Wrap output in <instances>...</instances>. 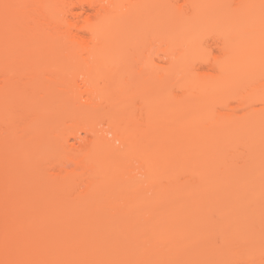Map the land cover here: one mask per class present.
I'll return each instance as SVG.
<instances>
[{
	"label": "rangeland",
	"instance_id": "rangeland-1",
	"mask_svg": "<svg viewBox=\"0 0 264 264\" xmlns=\"http://www.w3.org/2000/svg\"><path fill=\"white\" fill-rule=\"evenodd\" d=\"M53 1L55 7L49 5L56 8V14L60 12L58 17L61 15L57 21L54 20L56 15L52 18L54 21L49 16L52 7L42 8V0H26L23 7L17 0H0V264H127L128 261L129 264H165L164 261L170 259L174 264H264V100H260V94L256 96L264 86V0H241L239 5L238 0H196L194 3L185 0V5L189 2L187 9L182 7L183 0H121L120 14L115 16L117 25L101 38L104 43L99 47L100 38L89 42L84 30L77 31L82 37L81 45L66 37L70 28L65 27L68 25L65 19L74 21L81 16L77 15L79 8L74 4L72 7L70 0H52L51 3ZM234 3L236 7L232 6ZM14 4L20 6L21 12L25 10L20 15H27L21 18L15 13ZM178 4L186 10L181 8L180 12ZM12 7L15 8L9 10ZM238 8L239 11L233 10ZM68 11L75 13V17ZM235 14H239L238 18ZM247 19V23L252 22L249 23L250 33L246 31L248 25L243 27ZM234 21L237 27L240 23L242 27L235 28ZM228 24L230 31L226 29ZM224 25L227 26L223 28ZM181 28H187L182 33L184 37L187 34V41L179 43L178 52L175 43L179 42L176 39L183 32ZM237 30L241 40L250 36L252 46L256 44L250 54L248 52L249 58L241 52L232 53V46L237 43L228 42L229 35ZM160 40L164 42H160L161 48L157 47ZM190 42L198 43L193 48L200 52L195 57L190 52V57L181 56L187 52L185 49ZM169 45L176 46L170 48L176 51L174 56L173 52L168 53ZM154 46L161 50H154ZM230 48L231 53L227 52ZM223 49L231 55L228 60ZM89 50H94L95 54ZM148 56L150 61L146 59ZM176 60H180V63L177 61L180 66ZM199 80H206L205 85ZM75 85L80 87L76 89ZM84 87L89 88L85 94L93 92L89 95L92 100L82 92ZM262 90L264 93V87ZM168 114L174 116L170 118ZM171 119L173 124L169 122ZM116 132L120 135L126 132L124 141ZM93 139L98 151L93 147L92 156L88 151L87 155L89 160L93 157L101 165L100 170L94 172L96 176L92 170L97 166L92 164L91 167L85 162L90 171L85 165H81L83 168L79 165L82 169H73L71 163L76 156L80 161L86 157L85 149L92 146L89 145ZM157 148H163L159 156L165 160L167 155L172 163L166 168L155 167L150 176L151 171L147 173L142 169V156ZM69 154L75 155L69 157L71 162L67 160L70 164L66 160L61 163ZM153 180L156 181L153 183ZM118 189L127 194L123 195ZM136 194L145 199L139 204L143 207L138 206L137 213L136 206L135 210L131 207L133 214H130L132 210L127 203L137 197ZM123 205H127V211L121 208ZM174 207L181 223L185 217L194 219L196 224L193 225L208 231L202 235L207 239H198L186 246L178 242L182 247L176 245L175 250L179 248V251L173 248L166 254L167 248L159 244L153 246L151 240L145 242V247L143 241L148 238L143 240V235L139 237V245L138 240L133 241L127 238L128 233L122 232L127 222L132 233L131 215H142V219L132 221L136 228L143 230L152 225L154 218L166 222ZM19 216L25 230L14 225L16 221L12 219L17 220ZM233 216L241 221L239 225ZM137 221L148 224L141 227ZM226 221L235 224L228 229L224 227ZM106 225L110 226L108 229L114 226L109 236L105 233L108 230L102 228L107 229ZM67 227H71L68 228L71 235L73 231L78 237H69ZM40 228L47 237L51 233L55 249L53 246L50 249L48 244L45 246L48 242L38 233L42 232ZM114 229L119 235L114 234ZM20 231H26L29 237H23ZM62 231L68 236L64 237ZM34 232L39 235H33ZM47 237L45 239H49ZM43 244L50 253L40 251ZM151 247H162V254L166 255H157L160 252L156 251L157 254L145 252L143 258V254L138 256L139 252L135 259L130 256L133 250L153 251ZM17 258L22 261L17 262Z\"/></svg>",
	"mask_w": 264,
	"mask_h": 264
},
{
	"label": "bare ground",
	"instance_id": "bare-ground-1",
	"mask_svg": "<svg viewBox=\"0 0 264 264\" xmlns=\"http://www.w3.org/2000/svg\"><path fill=\"white\" fill-rule=\"evenodd\" d=\"M17 1H19L20 4H19V3H18V4H19L20 6H22V7H23V2H26V0H24V1H22V0H17ZM28 1H29V0H28ZM42 1H44V2H43V7H42V8L45 7V9H46V7H47V9L49 10V8H51L52 6L55 7V4H56V3H54V1H53V3H51L52 0H42ZM64 1H65V0H64ZM70 1H71V0H70ZM70 1H68V2H69V4L71 3L70 5H71L72 7L75 5V8H76V7L79 8V13H80V14L78 13L77 15H81V16H77V17L75 18L76 20L74 19V21H73L72 19H71V20H67V19H65V20H66L65 23L68 24V25H65V27L70 28V30H69V32L67 33V36H66V34H63V36H64V37H65V36H66V37H70V40H72V39L74 40V39H75V41H77V44H78V45H81V44H80V41H82V37L78 35L77 31H78V30H84V31L88 34V37L90 38V39H88L89 42H90L92 39H94V38H95V39H96V38H98V39L100 38V44L98 43L99 40L97 41V43H98L97 45H98V47H99V45H101L102 43H104V42L101 43V40H102L101 38H104L105 35L109 34L111 31H113V29H114L115 26L117 25V24L115 25V22H118V20H117L118 18H116L115 16L118 15L117 13H119V11H121V8H122V7H121V3L123 4V1H122V2H121V0H72L71 2H70ZM73 1H74V2H73ZM125 1H126V0H124V2H125ZM138 1H139V0H138ZM230 1H231V0H230ZM242 1H243V0H242ZM251 1H252V0H251ZM55 2H56V0H55ZM194 2H196V0H191V3H194ZM200 2H201V0H200ZM237 2H238V3H237ZM28 3H29V2H28ZM30 3L32 4L33 2H30ZM136 3H137V2H136ZM181 3L183 4V5L181 4L182 7H183V6L185 7L187 4H189V2H186V5H185V0H183ZM198 3H199V2H198ZM239 3L241 4V0L236 1V4H237V5H239ZM18 4H17V5L14 4V6H16V9H15L14 12L17 13V14L21 17V16H23L24 14H23V15H20V14L25 13V10L23 9V12H21L22 10H21L20 6H19V8H18ZM21 4H22V5H21ZM24 4H25V3H24ZM49 4H51L52 6L49 5ZM73 4H74V5H73ZM236 4L234 3L232 6L235 5V7H236V6H237ZM48 5H49V6H48ZM179 5H180V4H178L177 6H178V8H180V12H181V8H182V7H181V5H180V6H179ZM200 5H201V3H199L198 6H200ZM41 6H42V5H41ZM56 6H57V5H56ZM198 6H197V7H198ZM232 6H231V7H232ZM66 7H67V6H66ZM126 7H127V6H126ZM187 7H188V6H187ZM187 7H185V8L187 9ZM239 7H240V6H239ZM14 8H15V7H14ZM14 8L12 7V9H9V10H13ZM42 8H40V11L43 10ZM52 8H53V7H52ZM232 8H233V7H232ZM17 9L20 10V11L17 12V11H18ZM41 9H42V10H41ZM55 9H56V8H53V10L51 9L52 12H49V16H50L51 19H52V18L54 17V15H56V16L54 17V18H55L54 20L57 21L56 18H57V19L60 18L61 15L58 17V13H60V12H58V13L56 14L55 11H54ZM73 9H74V8H73ZM182 9H183V8H182ZM186 9H183V10L185 11ZM74 10H75V9H74ZM129 10H130V9H129ZM190 10L193 12V11L195 10V8L193 7V8L190 9ZM233 10H234V11H239V8H238V9H233ZM7 11H8V10H7ZM30 11H31V10H30ZM66 11H67V9H66ZM69 11H70V10H69ZM69 11H68V13H70L72 10H71L70 12H69ZM77 11H78V9H77ZM77 11H76V12H77ZM196 11H197V10H196ZM56 12H57V11H56ZM72 12H73V11H72ZM192 12H189V14H191ZM230 12H231V11H230ZM44 13H45V12H44ZM44 13L42 12L41 14H44ZM46 13H47V14L44 15L45 19L48 17V12H46ZM50 13H51V14H50ZM68 13H67L66 15H68ZM70 14H72V18H73V16L75 15V13H74V15H73V13H70ZM82 14H84V15H82ZM119 14H120V13H119ZM177 14H178V13H177ZM224 14H227V13H224ZM25 15H27V14H25ZM25 15H24V16H25ZM52 15H53V16H52ZM236 15H239V14H235V16H236ZM250 15H251V14H250ZM46 16H47V17H46ZM119 16H120V15H119ZM228 16H229V14H228ZM230 16L232 17V13L230 14ZM4 17H5V18H4ZM4 17H3L4 19L7 18L6 14L4 15ZM44 17H40V19H41V18H44ZM74 17H75V16H74ZM120 17H121V16H120ZM120 17H119V18H120ZM225 17H226V15H225ZM233 17H234V16H233ZM236 17H237V16H236ZM239 17H240V16H239ZM241 17L245 18L244 16H241ZM241 17H240V18H241ZM251 17H252V16H251ZM21 18H22V17H21ZM24 18H25V17H24ZM64 18H65V17H64ZM229 18H230V17H229ZM237 18H238V17H237ZM263 18H264V17H263ZM263 18L261 17V19H263ZM60 19H61V18H60ZM115 19H116V20H115ZM253 19L256 20L254 17H252V20H253ZM52 20H53V19H52ZM54 20H53V21H54ZM235 20H237V19H235ZM244 20H245V19H244ZM249 20L251 21L250 18H249ZM249 20L247 19V21H245L246 24H245L244 22H242V24L244 23V24H243V27H244L245 25H248V27L251 25V24H249V23H252V22L247 23ZM258 20H260V18H258ZM240 21H242V20H240ZM234 22H235V21H234ZM263 22H264V21H263ZM55 23H56V22H55ZM57 23H58V22H57ZM60 23H61V21H60ZM60 23H58V25H59ZM237 23H238V22H237ZM41 25H42V24H41ZM183 26H185V25H183ZM183 26H182V28H183ZM226 26H227V25H226ZM226 26L224 25L223 28H225ZM229 26H230V25L228 24V26L226 27V29L229 28ZM234 26H235V28H238V27H240V26L242 27L241 23H240V24L238 25V27H237L236 22H235ZM231 27H233L232 24H231ZM46 28H47V27H46ZM182 28H181V29H182ZM223 28H222V29H223ZM226 29H224V30H226ZM247 29H249V30H246V31H247V32L249 31L248 33H250V27L247 28ZM60 30H61V29H60ZM62 30H63V29H62ZM183 30L186 31L187 28H186V29H182V31H183ZM185 31L181 32V30H180V32H181V33H179L180 35H177L178 38H177L176 40L179 41L178 44H177L176 40L174 41V39H173V41L176 42L175 45H176V46L178 45V47L175 46L177 50H178V48H180L179 43H180V42H183V40H185V39L187 38V37H186L187 34L185 35V37L182 35V33H185ZM229 31H230V28H229ZM242 31H243V30H242ZM195 32H196V31H195ZM197 32H199V30H198ZM236 32H237V33H233L232 36L229 35V38H230V39L228 38V39H229L228 42H230V41L233 40V43H235V44L237 43V45H238L239 47H236L237 45H236L235 47L232 46V50H233V49H234V50L232 51L231 48H230L229 50L227 49V52L230 51V53H231V51H232L233 54H235L236 52H237V53H240V52H241L242 54H244V55L246 56V55L248 54V52L250 51V49L252 50V47H253L254 45H256V44L254 43V45L252 46V44H253V43H252V40H253V39L250 38V36H249L248 33H247V34H248L249 38L251 39V41L249 40V38H246V40L248 41V42H247L246 40H241L242 37H241V38L239 37V34H241V33L238 34V30H237ZM52 33H53V32H52ZM63 33H64V32H63ZM161 33L165 35L166 32L164 33V32L162 31ZM161 33H160V35L162 36ZM242 33L244 34L245 32H242ZM57 34H58V33H57ZM61 34H62V32L60 31V35H61ZM166 34H167V33H166ZM198 34H199V33H198ZM235 34H238V36L235 35ZM245 35H246V34H245ZM63 36H62V37H63ZM161 36H160L159 38H161ZM165 36H167V37H172V36H168V35H165ZM165 36H164V37H165ZM179 36H181V37H179ZM197 36H198V35H196V39H198ZM234 36H235V37H234ZM236 36H237L239 39H238ZM242 36H243V35H242ZM58 37H59V36H58ZM180 38H181L182 41L180 40ZM183 38H184V39H183ZM232 38H233V39H232ZM235 38H236V39H235ZM95 39H94V40H95ZM161 39L164 40V38H161ZM169 39H170V38H169ZM178 39H179V40H178ZM226 39H227V38H226ZM73 40H72V41H73ZM94 40H93V41H94ZM234 40H235V41H234ZM237 40H238V41H237ZM102 41H104V39H103ZM164 41H167V39H165ZM185 41H187V40H185ZM185 41H184V42H185ZM193 41H195V36H194ZM196 41H197V40H196ZM240 41H241V42H240ZM243 41H244V42H243ZM82 42H83V41H82ZM91 42H92V41H91ZM94 42H95V41H94ZM160 42H162V40L159 41V44H158L159 46H157V47H160V45H161L162 43H164V42H162V43H160ZM168 42H169V41H168ZM168 42L165 43V44H168ZM228 42H227V40H226V43H228ZM92 43H93V42H92ZM245 43H246V44H245ZM258 43H259V42H258ZM258 43H257V46H258ZM77 44H76V45H77ZM82 44H83V43H82ZM84 44H85V43H84ZM170 44H171V43H170ZM172 44H173V42H172ZM187 44H188V43H187ZM187 44L185 43L184 46H187ZM192 44H193V43H192ZM192 44H191V42L188 44L189 47L187 46L188 48L185 49V51H187V52H183L184 54L182 53L181 56H183V55H184V56H187V55H189V52H190V53H191V56H192V54H193V55H194L193 57H195V55H196L198 52H200V51H199L200 49L198 50V49H196V48H193V47H195L198 43L195 44V42H194V44H193V45H192ZM222 44H224V43H222ZM228 44H229V43H228ZM228 44H227V47H228ZM242 44H243V45H242ZM244 44L246 45L245 47H244ZM180 45H181V44H180ZM229 45H231V44H229ZM87 46H89V45H87ZM150 46H151V45H150ZM173 46H174V45H172V47H171V46L169 45V52H168V46H167V51L165 50L166 48H164V50H165L166 52H168V53H170V52L172 53V52H173V56H174V52L176 53V51L170 49V48L174 49L175 47L173 48ZM181 46H182V45H181ZM184 46H183V47H184ZM197 46H198V45H197ZM224 46H225V45H224ZM257 46H256V47H257ZM85 47H86V45H85ZM85 47H84V48H85ZM93 47H94V46H93ZM96 47H97V46H96ZM98 47H97V48H98ZM147 47H148V46H147ZM154 47H156V46H154ZM157 47H156V49H154V48H153V49H154V50H158ZM162 47H163V46H162ZM164 47H166V46H164ZM222 47H223V46H222ZM233 47H234V48H233ZM240 47H241V48H240ZM97 48H96V49H97ZM160 48H161V47H160ZM184 48H185V47H184ZM243 48H244V49H243ZM98 49L100 50V48H98ZM151 49H152V47H151ZM162 49H163V48H162ZM176 49H175V50H176ZM180 49H181V48H180ZM190 49H191V50H190ZM193 49H195V52H194ZM235 49H236V50H235ZM246 49H247V51H246ZM154 50H152V51H154ZM160 50H161V49H160ZM160 50H158V51H160ZM182 50H183V49H182ZM197 50H198V51H197ZM223 50H224V52H226L225 49H223ZM237 50H238L239 52H238ZM84 51H86V50H84ZM89 51H92V50H89ZM93 51H94V50H93ZM93 51H92V52H93ZM100 51H101V50H100ZM191 51H192L193 53H192ZM96 52H97V51H96ZM161 52L163 53L164 51H161ZM178 52H179V50H178ZM208 52H209V51L206 50L207 56H209ZM227 52H226V53H227ZM85 53H86V52H85ZM93 53L95 54V52H93ZM144 53H145V52H144ZM150 53H151V52H150ZM150 53H149V55H150ZM168 53H167V54H168ZM171 53H170V55H171ZM186 53H187V54H186ZM202 53H205V52L203 51ZM202 53H201V54H202ZM209 53H210V52H209ZM226 53H225V54H226ZM255 53H256V52H255ZM96 54L98 55V52H97ZM199 54H200V53H199ZM227 54H228V53H227ZM227 54H226V55H227ZM233 54H232V55H233ZM249 54H250V52H249ZM144 55H145V54H144ZM202 55H203V54H202ZM253 55H254V54L252 53V56H253ZM89 56H91V53H90ZM181 56H178V59L181 58ZM203 56H204V55H203ZM203 56H202V57H203ZM211 56H212V55H211ZM230 56H231V55L228 54V57L226 56V60H228ZM250 56H251V55H247L248 58H249ZM171 57H172V56H171ZM188 57H190V55H189ZM188 57H187V58H188ZM166 58H167V57H166ZM172 58H173V57H172ZM172 58H171V59H172ZM184 58H185V57H184ZM146 59H149V56H148V58H146ZM146 59H145V61H146ZM167 59H168V58H167ZM185 59H186V58H185ZM188 59H189V58H188ZM191 59H193V58H191ZM224 59H225V56H224ZM180 60H181V61H182V60L184 61L183 58L180 59ZM180 60H179V61L176 60V63H177V61L180 63ZM226 60H225L224 62H223V61H222V62H223L224 64H226ZM149 61H150V59H149ZM149 61H148V62H149ZM168 61H169V60H168ZM168 61H167V62H168ZM173 61H174V59L172 60V63H173ZM183 61L181 62V64H183ZM150 63H151V62H150ZM172 63H170V65H172ZM179 63H177V64H179ZM184 63H186V62H184ZM220 63H221V62H220ZM69 64H70V63H69ZM148 64H149V63H148ZM174 64H175V61H174ZM174 64H173V65H174ZM233 64H234V63H233ZM218 65H219V63H218ZM234 65H235V64H234ZM234 65H233V66H234ZM69 66H70V65H69ZM147 66H148V65H147ZM179 66H180V64H179ZM225 66H226V65H225ZM220 67H221V65H220ZM226 68H227V66H226ZM226 68H225V69H226ZM180 69H181V68H180ZM222 70H223V68H222ZM67 71H68V70H67ZM95 73H96V72H95ZM95 73H94V74H95ZM85 76H86V75H85ZM85 76H84V78H85ZM63 78H65V77H63ZM65 79H66V78H65ZM88 79H90L89 81L91 82V78H88ZM88 79H87V80H88ZM204 79H205V77H204ZM67 80H68V79H67ZM85 81H86V80L84 79V82H85ZM199 82L202 83L203 81L199 80ZM204 82H206V80H205ZM204 82H203V83H204ZM88 83H89V82H88ZM74 84H75V83H74ZM84 84H86V83H84ZM84 84H83V85H84ZM206 84H207V83H206ZM69 85H71V83H69ZM81 85H82V84H80V86H81ZM87 85H88V84H87ZM204 85H205V83H204ZM263 85H264V84H263ZM71 86H72V85H71ZM71 86H70V87H71ZM73 86H74V85H73ZM73 86H72V87H73ZM78 86H79V85H75V88L77 89ZM80 86H79V87H80ZM89 86H90L91 89H92L91 84H90ZM89 86H88V87H89ZM72 87H71V88H72ZM261 87L263 88L264 86H261ZM75 88H74V89H75ZM86 88H87V87H86ZM86 88L84 87V88H83L84 90H82V92H84L85 90H89V88H87V89H86ZM262 88H260V89L262 90ZM74 89H73L72 91H74ZM94 89H95V88H94ZM95 90H96V89H95ZM261 90H260L259 93H258V92L256 93L257 95H256V94H255V95L258 96V95L260 94V95H261V96L259 95L260 100H261V99L264 100V97H263V96H264V93H262L263 90H262V91H261ZM92 91H93V89H92ZM74 92H75V91H74ZM86 92H88V91H85L84 94H85ZM93 92H94V91H93ZM93 92H92V93H93ZM92 93L90 92V94H92ZM96 93H97V91H96ZM74 94H75V93H74ZM90 94H89V95H90ZM97 94H98V93H97ZM85 95H87V94H85ZM89 95H87V96H89ZM86 98H87V97H86ZM93 98H94V94H93ZM245 98H246V96H245ZM89 99H91L90 96H89ZM89 99L87 98V100H89ZM91 100H92V99H91ZM91 100H89V101H91ZM93 101H94V100H93ZM86 103H87V102H86ZM90 103H92V101H91ZM90 103H89V104H90ZM246 103H247V102H246ZM244 104H245V103H244ZM244 104H243V105H244ZM241 105H242V104H241ZM170 115H171V114H170ZM170 115L168 114L167 117L172 118V116H174V115H171V116H170ZM170 118H169V119H170ZM165 119L167 120V118H165ZM173 119H174V118H173ZM173 119H171L172 121H171V120L169 121L170 124L174 121ZM169 122L167 121V125H170ZM187 122H188V121H187ZM173 123H174V122H173ZM173 123H172V124H173ZM185 123H186V122H185ZM74 124H75V123H74ZM75 125H76V124H75ZM85 127L90 128V126H88V125H87V126L85 125ZM114 129H115V128H114ZM131 129H132V128H131ZM88 130H89V129H88ZM91 130H92V129H91ZM89 131H90V130H89ZM116 131H117V129H116ZM74 132H76V131H74ZM74 132H73V133H74ZM90 132H91V131H90ZM119 132H120V131H119ZM119 132H116L115 135L118 136V138L120 137V139L123 140V137L125 138V136H126V135H125L126 132H124L125 134H123V135L118 134ZM111 133H112V132H111ZM74 134H75V133H74ZM76 136H77V135H76ZM77 137H78V136H77ZM73 138H75V135L73 136ZM128 138H129V137H128ZM164 138H165V137H164ZM79 139H80V138H79ZM93 140H94V139H93ZM93 140L90 141L91 144L89 145V146H91V145H92V146H91V147H88V148L91 149V151L88 150V148L85 149L86 146H84V149L86 150V151L84 150V151H85L84 154H86V155H85L86 157L83 156V158H81V161H80V157H79V156H76V157H77V159H76L75 155H73V154L70 155V154H69V156L66 155V157H65L66 159H62L63 161H61V163L64 162V161L66 160V162L70 164V162H71V158L69 159V157H70V156L72 157V155H73V157H75V159H76V160H75V159L72 160L73 162H71V163H73V166H74L73 169H74L75 167H76V168H80L81 165L83 166V165H85V162H87L86 164H88L89 166H91L92 164L95 165V166H97V167L94 166L95 168H94V170H92L93 173L96 172L97 170H100L101 165L98 164V162H97L98 160L94 161L95 159H93V157H92V159L90 158V159L93 160V161L89 160V157L92 156L90 152H92L93 147H94V145H93L94 143H93V142H95V140H98V142L100 141V139H99V138L97 139V137H96V139H95L94 141H93ZM117 140H119V139H117ZM126 140H127V139H125V141H126ZM64 141H66V140H64ZM123 141H124V140H123ZM123 141H122V143H124ZM120 142H121V141H120ZM95 143H96V142H95ZM99 144H100V143H99ZM95 145H96V147H98V146H97L98 144H95ZM101 146H102V145H101ZM66 147H67V146H66ZM63 148H64V150L66 149L64 146H63ZM95 149H96V148L94 147V150H95ZM97 149H98V148H97ZM99 149H100V148H99ZM157 149H158V148H157ZM157 149L153 150V153H152V151H151V153H149V155H146L147 153H145V154L142 156V158L145 159V160L143 159V161H144V166H143L142 169H144L147 173H148V172L150 173L151 170H152V171L155 170V169H154L155 167L159 168V167L161 166L162 168H164V167L166 168L167 166H169V165L172 163L171 161H169V157H167V155L164 156V158L166 157L165 160L163 159V156H161L162 158L159 156V155H161V153H162L161 150H163V148H162V149H158V150H157ZM69 150H71V149L69 148ZM87 151L89 152V154H88V155H90L89 157H88V155H87ZM95 151H96V150H95ZM97 151H98V150H97ZM97 151H96V152H97ZM166 151H167V150H166ZM99 153H100V152H99ZM135 153H137V152H135ZM164 153L166 154V152H163V154H164ZM92 154H94V153H92ZM113 154H114V153H113ZM125 154H126V152H125ZM150 154H151V155H150ZM163 154H162V155H163ZM114 155H115V154H114ZM131 155H132V154H131ZM145 155H146V156H145ZM122 156H123V155H122ZM119 157H120V156H119ZM134 157H135V156H134ZM112 158L115 159V157H112ZM112 158H111V159H112ZM136 158H138V157H136ZM82 159H83V161H82ZM87 159H88V160H87ZM120 159H121V158H120ZM67 160L70 161V162H68ZM102 160H103V161H106L107 159H102ZM90 161H91V164L89 163ZM103 161H102V162H103ZM110 161H111V160H110ZM82 162H83L84 164H83ZM102 162H101V163H102ZM113 162H114V161H113ZM263 162H264V161H263ZM64 163H65V162H64ZM64 163H63V164H64ZM80 163H81V164H80ZM105 163H106V162H105ZM115 163H116V162H115ZM108 164H111V163H108ZM75 165H76V166H75ZM77 165H78V166L80 165V166L78 167ZM93 165H92V166H93ZM98 165H99V167H98ZM262 165H263V163H262ZM82 166H81V167H82ZM85 166H86V165H85ZM92 166H91V167H92ZM103 166H104V165H102V167H103ZM158 166H159V167H158ZM83 167H84V166H83ZM83 167H82V168H83ZM104 167H105V166H104ZM111 167L113 168V165H112ZM111 167H110V168H111ZM119 167H120V166H119ZM127 167H128V166H127ZM161 167H160V169H161ZM61 168H62V167H61ZM66 168H67V167H65V169H66ZM76 168H75V169H76ZM82 168H80V169H82ZM85 168H87V166H86ZM96 168H97V169H96ZM106 168H107V167H106ZM125 168H126V167H125ZM157 168H156V169H157ZM87 169H89V170L91 171V168H90V167H88ZM103 169H104V168H103ZM78 170H79V169H78ZM84 170H86V169H84ZM84 170H83V171H84ZM124 170H125V169H124ZM127 170H128V172H129V169H127ZM72 171H73V170H72ZM81 171H82V170H81ZM109 171H111V170H109ZM145 171H144V172H145ZM152 171H151V173H152ZM162 171H163V170H162ZM77 172H78V171H77ZM77 172H76V173H77ZM79 172H80V171H79ZM84 172H85V171H84ZM107 172H108V171H107ZM131 172H132V171H131ZM153 172H154V171H153ZM91 173H92V172H91ZM108 173H109V172H108ZM147 173H144V174L148 175ZM155 173H156V171H155ZM155 173H154V174H155ZM157 173H159V171H158ZM157 173H156V174H157ZM262 173H263V172H262ZM97 174H98V172H97ZM100 174H101V172H100ZM105 174H106V171H105ZM128 174H129V173H128ZM128 174H125V175L128 176ZM156 174H155V176H156ZM160 174H161V177H162V172H160ZM263 174H264V173H263ZM101 175H102V174H101ZM111 175H112V174H111ZM129 175H131V174H129ZM151 175H153V173L150 174V176H151ZM94 176H96V173H94ZM99 176H100V175H99ZM108 176H109V175H108ZM114 176H116V175H114ZM155 176H154V177H155ZM157 176H158V175H157ZM112 177H113V176H112ZM116 177H117V176H116ZM129 177H130V176H128V178H129ZM145 177H146V176H145ZM158 177L160 178V176H158ZM113 178H115V177H113ZM258 178H259V177H258ZM110 179H112V178L110 177ZM116 179H117V178H116ZM116 179H115V180H116ZM129 179H130V178H129ZM144 179H145V178H144ZM148 179H149V175H148ZM149 180L152 181L151 178H150ZM149 180H146V181H149ZM106 181H107V180H106ZM108 181H109V180H108ZM111 181L114 182L113 179H112ZM116 181H117V180H116ZM134 181H135V180H134ZM134 181H132V182H134ZM136 181H137V180H136ZM155 181H156V180H153V183H154ZM118 182H119V181H118ZM132 182H131V183H132ZM144 182H145V181H144ZM149 182H150V181H149ZM108 183H109V182H108ZM110 183H111V182H110ZM119 183H120V182H119ZM121 183H122V182H121ZM125 184H126V183H125ZM129 184H130V183H129ZM129 184H128V185H129ZM146 184H147V183H146ZM158 184H159V183H158ZM160 184H161V183H160ZM107 185H108V184H107ZM131 185H132V184H131ZM131 185H130V186H131ZM135 185H136V184H135ZM140 185H141V184H140ZM142 185H143V184H142ZM144 185H145V184H144ZM153 185H154V184H153ZM153 185L150 184V186H153ZM111 186H112V185H111ZM118 186H119V185H117V187H118ZM130 186H128V187H130ZM132 186H133V185H132ZM135 187H137V185H136ZM125 188H126V187H125ZM125 188H124V190H125ZM151 188H152V187H151ZM127 189H128V188H127ZM134 189H135V188H134ZM157 189H158V187H157ZM162 189H163V188H162ZM247 189H248V188H247ZM247 189H246V191H247ZM257 189H258V188H257ZM118 190H122V189H118ZM136 190H137V189H136ZM139 190H140V189H139ZM160 190H161V189H160ZM250 190H251V189L249 188V191H250ZM252 190H253V189H252ZM22 191L24 192V190H22ZM122 191H123V190H122ZM122 191H121V192H122ZM127 191H128V190H127ZM123 192H124V191H123ZM162 192H164V193L167 195V194H168V193H166V192H167V187H166V192L163 191V190H162ZM259 192H260V191H259ZM20 193H21V192H20ZM117 193H118V192H117ZM132 193H133V192H132ZM142 193H143V192H142ZM23 194H25V193H23ZM124 194H127V192H126V193L124 192L123 195H124ZM138 194H139V193H138ZM257 194H258V193H257ZM119 195H120V193H119ZM136 195H137V194H136ZM159 195H160V194H159ZM134 196H135V195H134ZM143 196H144V193H143ZM156 196H157V195H156ZM160 196H161V195H160ZM254 196H256V195L254 194ZM144 197L146 198V196H144ZM111 199H112V198H111ZM120 199H121V198H120ZM114 200L116 201L117 198H114ZM122 200H123V199H121V203L123 204L125 200H123V201H122ZM127 200H128V199H127ZM144 200H145V199L142 198L141 195H140V196L137 195V197H135L133 200H131V202H128V201H130V200H128V201H126V202H128L127 204H129V207H130V208L133 207V210H135L134 207L136 206V208H137V207L139 206V204L144 203V202H143ZM148 201H149V200H148ZM116 202H117V201H116ZM108 203H110V202H108ZM110 204H112V202H111ZM117 204H118V203H117ZM124 204H125V203H124ZM118 205H119V204H118ZM147 206H149V203H147ZM147 206H145V207H147ZM118 207H119V206H118ZM125 207H127V205H126V206H124V205L121 206L122 209L124 208V209L126 210ZM140 207H141V206H139V208H140ZM142 207H143V206H142ZM142 207H141V208H142ZM145 207H144V208H145ZM176 207H177V206H176ZM176 207H174V209H173L174 211L171 209L173 212H171L170 209H169V211H170L171 213H170V215L168 216L166 222H162V221L160 220L159 217H158L159 219H158V218H154V219H156V220H153L154 223L152 222V225L147 226V227H146L145 229H143V230L140 229L141 232H139V231H140V230H139L140 227L138 226V228H136L134 223L136 222L137 218H138V217H141L142 215H141V216L136 215V214H135V216L131 215L132 218H131L130 221H131V223H132L133 225H132V224H130V225H131V226H134V229H133V227H132V229H133V230H132V233H133V234H132V233L130 234L131 231L129 230L128 223H127V222H126V224H124L125 222L122 223V224H124V225H123V231H122V232H124V234H125V233H128L127 235L125 234V235L127 236V238H129V239L132 238L133 241L135 240V241L137 242V240H138V242H139V237H141L140 235H143V237H142L143 240H144V239H147V238H148V239L150 238L149 240L147 239L146 241H145V240L143 241V245H144V246H145V242H146V244H147V242L150 243V240H151L152 243L154 242V243H153L154 245L152 244L153 246H157V245L159 244V245H161L162 247H165V249L167 248V249H166L167 251H166V250H165V251L162 250V249H163L162 247H159L161 250H159V248L157 249V247H155V248H154V247H151V248H153V251L150 250V248H149L150 251H147V250H145V251H143V250H140V251H139V250H138V251H137V250H133L132 255H130L131 257L133 256V258L135 259V257H137V256H135V254H137V252H139V255H138V256H140V255L143 254V255L141 256V257L143 258V256L145 257V252H146V253H148V252H151V253H152V252H156V251H157V252H160V253H158V254H157V252H156L157 255H162V256H163V255H166L168 251H169V252L173 251V248H174V251H175V252H176V250L179 251V248H176V250H175V246H176V245H177V246L179 245V246L182 247V244L186 246L188 243H191V242L196 241V240H198V239L202 240V239L204 238L203 236H205V235H203V234H204L205 232H208V231H203L205 228H203V227L200 228V225L198 226L199 228H197L196 225H193V223H195V222H194V219H192L193 221H192V220H188V217H187V218H186V217H185V218H182V223H181V221H180L179 219H177V218H178V217H177V216H178V213L176 212L177 210L175 211V208H176ZM203 207H204V206H203ZM205 207H206V206H205ZM205 207H204V208H205ZM139 208H137L136 213L139 211ZM144 208H143V209H144ZM210 208H211V207H210ZM124 209H123V210H124ZM151 209H152V208H151ZM155 209H156V207H155ZM206 209H207V208H206ZM131 210H132V208H131ZM133 210H132V212L130 211L129 213H130V214H133ZM141 210H142V209H141ZM141 210H140V211H141ZM201 210H202V209H201ZM126 211H127V210H126ZM128 211H129V210H128ZM153 211H154V210H153ZM207 211H208V210H207ZM134 213H135V211H134ZM182 213H183V212H182ZM180 214H181V212H180ZM16 215H17V214H16ZM126 215H128V214L126 213ZM157 215H158V214H156V216H157ZM200 215H201V214H200ZM14 216H15V215H14ZM14 216H12V218H13ZM152 216H153V215H152ZM163 216H164V215H163ZM184 216H185V215H184ZM184 216H183V217H184ZM195 216H196V214H195ZM236 216H237V215H236ZM15 217H16V216H15ZM19 217H20V216H19ZM135 217H136V218H135ZM153 217H155V215H154ZM153 217H152V218H153ZM198 217H199V216H198ZM237 217H238V216H237ZM142 218H143V217H141V219H142ZM164 218H165V217H164ZM233 218H234V216H233ZM235 218H236V217H235ZM235 218H234V219H235ZM238 218H239V217H238ZM238 218L235 219V220H238V222H237V221L235 222V220H234V222H235V223H238V225H239V222L241 223V221H240ZM132 219H134L135 222L132 221ZM138 219H139V218H138ZM186 219H187V220H186ZM189 219H190V218H189ZM12 220H13V222L16 221V222H14V225L16 224L18 228L20 227V228L22 229V227H21V224H22V223H19V222L22 221V220H21V217H20L19 219H18V217H17V220H16V218H14V219H12ZM19 220H20V221H19ZM148 220H149V219H148ZM44 221H45V220H43V222H44ZM183 221H184V222H183ZM186 221H187V222H186ZM231 221H233V220H231ZM17 222H18V223H17ZM137 222H138V221H137ZM146 222H147V221H146ZM148 222H149V221H148ZM179 222H180V223H179ZM178 223H179V224H178ZM188 223H189L190 225H189ZM204 223H205V222H204ZM235 223H233V224H235ZM137 224L141 226V225H145V224H148V223H144V222H143V224H142V222H138ZM149 224H150V223H149ZM176 224H177V225H176ZM195 224H196V223H195ZM226 224H228V225L226 226ZM226 224H225V226H224V224H223V226H224L225 228H228V229H229V226L231 225V222H230V221H229V222L226 221ZM233 224H232V225H233ZM247 224H248V223H247ZM18 225H19V226H18ZM118 225H120V224H118ZM178 225H179V226H178ZM187 225H189V228H188ZM202 225H203V224H202ZM204 225H205V224H204ZM232 225H231V226H232ZM243 225H244V224H243ZM243 225H242V226H243ZM248 225H249V224H248ZM248 225H247V227H248ZM68 226H69V225H68ZM103 226H104V225H103ZM107 226H108V225H106V227H107ZM120 226H122V225H120ZM120 226H118V227H120ZM127 226H128V228H126ZM185 226H186V227H185ZM192 226H194V227L192 228ZM223 226H222V227H223ZM88 227H90V226H88ZM100 227H101V226H99L98 229H99ZM104 227H105V226H104ZM104 227H102V228L105 229L106 231L108 230V232H105L106 235H107V236L111 235L110 230L112 231V229H113L114 226L112 227V229H111V228L108 229V227H110V226H108L107 229L104 228ZM124 227H125L126 229H125ZM141 227H142V226H141ZM237 227H239V226H237ZM245 227H246V226H245ZM245 227H244V228H245ZM15 228H16V226H15ZM68 228H71V227H67V228H65V229H67L66 231H68V232L70 233L71 231H70V229L68 230ZM82 228H83V227H82ZM93 228H94V227H93ZM115 228H116V226H115ZM232 228H233V227H232ZM234 228H235V227H234ZM62 229H63V228H62ZM65 229H64V230H65ZM120 229H121V228H120ZM127 229H128V231H127ZM201 229H202V230H201ZM206 229H207V228H206ZM223 229H224V228H223ZM22 230H25V229L23 228ZM22 230H21V231H22ZM37 230L39 231V229H37ZM37 230H36L35 232H37ZM40 230H41L42 232H38V233H40V234L42 235V238L45 236V237H44L45 243H46V240H47V242H48V243H46V244L44 243L45 246H47V244H48L49 248H50V249H53L55 245H52V244H54V241L51 242V233H48V235H49L50 237H49V236L47 237V233L44 235V234H42V233H43V230H42L41 228H40ZM59 230H61V228H60ZM59 230H58V232H59ZM92 230H95V229H92ZM92 230H91V231H92ZM134 230H135V231H134ZM138 230H139V231H138ZM21 231H20V232H21ZM87 231H88V230H87ZM87 231H86V232H87ZM114 231H115V229H114ZM126 231H127V232H126ZM129 231H130V232H129ZM25 232H26V231H25ZM25 232H24V233L21 232V233H23V235H24L23 237H25V238H26V237H29L28 234L25 233ZM35 232L33 233V235L35 234ZM62 232H63L64 234L67 233V232H65V231H62ZM62 232H60V233L62 234ZM203 232H204V233H203ZM38 233L35 234V235H39ZM69 233H68L69 237H72L73 239H74L75 237H76V238L78 237V235H76L75 232L73 233V231H72V234H74L75 237H73L74 235H71V233H70V234H69ZM117 233H118V232H117V230H116V231L114 232V234H117ZM134 233H136V234L138 235V237H137V235L134 234ZM141 233H142V234H141ZM12 234H13V233H12ZM25 234H26L27 236H26ZM56 234L60 237V234H58L57 232L55 233V235H56ZM78 234H79V233H78ZM108 234H109V235H108ZM129 234H130L131 236H128ZM43 235H44V236H43ZM62 235H63V234H62ZM66 235H67V234H65V236H64V235H63V236L66 237ZM68 235H67V236H68ZM70 235H71V236H70ZM85 235H86V234H85ZM112 235H113V234H112ZM118 235H119V233H118ZM121 235H122V234L120 233V236H121ZM132 235H133V236H132ZM202 235H203V236H202ZM9 236L11 237L12 235L10 234ZM21 236H22V235H21ZM58 236H57V237H58ZM18 237H20V236H18ZM46 237L49 238V239H45ZM59 237H58V238H59ZM12 238H13V237H11L10 239L12 240ZM67 238H68V237H67ZM67 238H66L65 240H67ZM123 238H124V237H123ZM178 238H179V240L176 241V239H178ZM28 239H29V238H28ZM54 239H55V237L53 238V240H54ZM60 239H63V237L61 236ZM70 239H71V238H70ZM70 239H69V240H70ZM204 239H207V238H204ZM23 240H24V239H23ZM44 240H43V241H44ZM55 241H56V240H55ZM57 241H58V239H57ZM140 241H141V239H140ZM178 242H180V243H182V244L180 245V243H178ZM160 243H161V244H160ZM44 244H43V249H42V250L40 249V251H42L43 254H44V253H45V254L50 253V251L48 252V250H47V249H49L48 247H46V250H47V251L45 250ZM55 244H56V243H55ZM138 244L140 245V242H139ZM138 244H137L136 247L140 248V246H139ZM155 244H157V245H155ZM162 244H163V245H162ZM143 245H142V246H143ZM50 246H51V247H50ZM52 246H53V248H52ZM132 246H134L133 243H132ZM144 246L141 247V248H144ZM177 246H176V247H177ZM145 247H146V246H145ZM138 248H136V249H138ZM54 249H55V248H54ZM145 249H146V248H145ZM156 249H157V250H156ZM171 249H172V250H171ZM180 249H181V248H180ZM95 250H96V249H95ZM91 251L93 252V249H92ZM91 251H90V252H91ZM134 251H135V252H134ZM162 251H164L166 254H162ZM22 252H23V251H21L20 253H22ZM51 252H52V251H51ZM53 252H54V251H53ZM95 252H96V251H95ZM169 252H168V253H169ZM173 253H174V252H173ZM173 253H170V254L173 255ZM22 254L25 255L24 252H23ZM91 254H92V253H91ZM93 254H94V252H93ZM96 254H97V253H96ZM110 255H111V257H112V255L114 256L115 254H110ZM19 256H20V255H19ZM78 256H79V255H78ZM80 256H81V255H80ZM95 256H96V255H94V257H95ZM16 257H17V256H16ZM24 257H25V256H24ZM167 257H169V256H167ZM22 258H23V257H22ZM22 258H20V259H22ZM138 258H139V257H138ZM17 259H18V260H17ZM17 259H16L17 262H18V261H22V260H20L19 258H17ZM136 259H137V258H136ZM167 261H168L170 264H171V262H172V264H174V263H173L174 260L172 261V259L167 260ZM167 261H166V262H167ZM170 261H171V262H170ZM17 262H16V263H17ZM128 262H129V261H128ZM128 262H127V264H129ZM166 262L164 261L165 264H166ZM168 262H167V264H169ZM17 264H18V263H17ZM19 264H21V263H19ZM27 264H28V263H27ZM29 264H30V263H29ZM114 264H116V263H114Z\"/></svg>",
	"mask_w": 264,
	"mask_h": 264
}]
</instances>
